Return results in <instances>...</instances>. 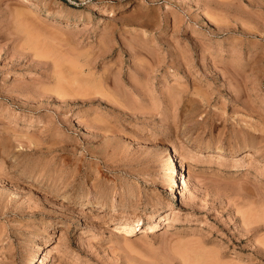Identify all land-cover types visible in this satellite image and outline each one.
Masks as SVG:
<instances>
[{
    "label": "rangeland",
    "instance_id": "rangeland-1",
    "mask_svg": "<svg viewBox=\"0 0 264 264\" xmlns=\"http://www.w3.org/2000/svg\"><path fill=\"white\" fill-rule=\"evenodd\" d=\"M29 259L264 264V0H0V264Z\"/></svg>",
    "mask_w": 264,
    "mask_h": 264
},
{
    "label": "bare ground",
    "instance_id": "bare-ground-1",
    "mask_svg": "<svg viewBox=\"0 0 264 264\" xmlns=\"http://www.w3.org/2000/svg\"><path fill=\"white\" fill-rule=\"evenodd\" d=\"M53 19L54 20H61V21H64L65 23H71V24H76V23H79V22H82L84 19L83 18H70V17H67V16H62V15H52ZM87 21H89V19H86ZM200 150H204V151H208L210 150L208 148L207 145L203 146V147H200ZM213 152H216V153H223V152H226V148L222 145L212 149ZM250 153L249 152H246V155H249ZM174 157H175V154H174ZM172 158V156H171ZM175 161V160H173ZM180 165H177L176 162H173L172 165L169 167V170L171 172V178L173 179L174 183H176V178L178 177V171H180L181 169V176H180V179H181V183H182V187H185V184H186V181H185V178H186V172H185V169H184V165L182 162H179ZM183 189V188H182ZM62 198L63 200H69V196H67L66 194L65 195H62ZM80 206H88V205H93V203L90 201V200H87V201H84V202H77ZM162 218L161 216L159 215L157 218L155 219H152L151 221H149L147 224H149L148 226H146V228H144L146 231H151L153 232L158 221H160ZM120 227L125 231V232H130V231H134L135 227L138 226V224L140 223V220H133V221H130V222H122V221H118L117 222ZM137 228V227H136ZM53 248H50L47 253L51 252ZM30 259L29 261H27L28 263L27 264H30Z\"/></svg>",
    "mask_w": 264,
    "mask_h": 264
}]
</instances>
